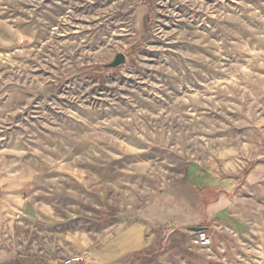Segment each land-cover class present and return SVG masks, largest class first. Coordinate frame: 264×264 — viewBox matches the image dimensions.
Here are the masks:
<instances>
[{
    "label": "rangeland",
    "instance_id": "374dc122",
    "mask_svg": "<svg viewBox=\"0 0 264 264\" xmlns=\"http://www.w3.org/2000/svg\"><path fill=\"white\" fill-rule=\"evenodd\" d=\"M212 177L240 260L195 243ZM128 227L160 232L104 264H264V0H0V264Z\"/></svg>",
    "mask_w": 264,
    "mask_h": 264
},
{
    "label": "crops",
    "instance_id": "0c3cea01",
    "mask_svg": "<svg viewBox=\"0 0 264 264\" xmlns=\"http://www.w3.org/2000/svg\"><path fill=\"white\" fill-rule=\"evenodd\" d=\"M196 180V179H195ZM192 181V186L195 189L197 219L202 223L203 228H207L212 237V244L214 247L222 246L223 250L227 248L228 241L226 239L231 235V221L230 210L235 207L234 194L238 179L234 177H212V181L207 184H200L199 178ZM129 228V229H128ZM123 233L121 241L112 240L109 248L103 252L100 250L95 252V258L89 257L86 261L80 264H104L105 260H118L120 255L139 248L149 247L156 241V235L160 230L149 227L150 234H147L144 229L141 231L138 227H128ZM233 230L236 227L233 226ZM232 246V243H230ZM229 251L235 257V248ZM108 250V251H107ZM255 250V249H254ZM234 251V253H233ZM240 254V249L237 250ZM239 260L241 256L237 257ZM246 262V261H245ZM54 264H61L54 262Z\"/></svg>",
    "mask_w": 264,
    "mask_h": 264
},
{
    "label": "built area",
    "instance_id": "2783aa9c",
    "mask_svg": "<svg viewBox=\"0 0 264 264\" xmlns=\"http://www.w3.org/2000/svg\"><path fill=\"white\" fill-rule=\"evenodd\" d=\"M211 235L207 231H198L196 238H195V243L199 244L201 246H209L211 244ZM84 261V256L81 254H76L74 256H70L66 258L63 261V264H80Z\"/></svg>",
    "mask_w": 264,
    "mask_h": 264
},
{
    "label": "water",
    "instance_id": "95a60500",
    "mask_svg": "<svg viewBox=\"0 0 264 264\" xmlns=\"http://www.w3.org/2000/svg\"><path fill=\"white\" fill-rule=\"evenodd\" d=\"M126 60H127L126 54L120 52V53H118L116 55L115 59L111 63H108L105 66H107V67H117V66H120L123 63H125ZM191 229L194 230V231H199V230H202L203 227H192Z\"/></svg>",
    "mask_w": 264,
    "mask_h": 264
}]
</instances>
